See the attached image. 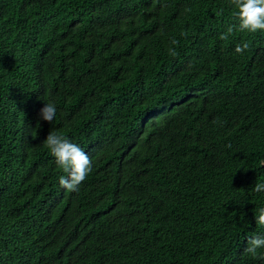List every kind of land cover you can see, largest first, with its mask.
<instances>
[{
  "label": "trees",
  "instance_id": "trees-1",
  "mask_svg": "<svg viewBox=\"0 0 264 264\" xmlns=\"http://www.w3.org/2000/svg\"><path fill=\"white\" fill-rule=\"evenodd\" d=\"M233 11L0 0V264H264V30ZM49 132L92 161L78 192Z\"/></svg>",
  "mask_w": 264,
  "mask_h": 264
},
{
  "label": "clouds",
  "instance_id": "clouds-1",
  "mask_svg": "<svg viewBox=\"0 0 264 264\" xmlns=\"http://www.w3.org/2000/svg\"><path fill=\"white\" fill-rule=\"evenodd\" d=\"M234 7L233 16L238 20V27L241 31L256 32L264 30V0H231ZM232 32V27L228 28ZM221 39H227L226 35H221ZM173 44L177 43L175 40ZM249 48L247 42L235 46L236 54H243ZM171 54L175 56V49H171ZM57 113L54 103H44L39 110L40 118L51 123ZM46 148L55 158L56 165L63 170L66 175L59 177L61 188L69 192H78L80 185L86 180L88 174L92 171V161L87 152L79 145L71 142L66 136L49 132L44 140ZM255 192L264 191V183H257L253 189ZM255 222L264 226V207L257 209L254 215ZM258 249H264V235H254L248 238L246 252L257 255ZM264 259V256L260 257Z\"/></svg>",
  "mask_w": 264,
  "mask_h": 264
}]
</instances>
